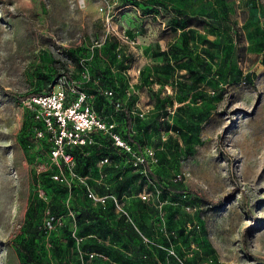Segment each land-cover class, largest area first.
<instances>
[{
    "label": "rangeland",
    "instance_id": "obj_1",
    "mask_svg": "<svg viewBox=\"0 0 264 264\" xmlns=\"http://www.w3.org/2000/svg\"><path fill=\"white\" fill-rule=\"evenodd\" d=\"M179 13L195 20L183 33ZM150 41L155 61L178 43L186 66H138ZM63 78L155 153L143 173L94 134L76 165L105 204L52 161L29 98L7 95ZM15 245L38 264H264V0H0V264H32Z\"/></svg>",
    "mask_w": 264,
    "mask_h": 264
},
{
    "label": "built area",
    "instance_id": "obj_2",
    "mask_svg": "<svg viewBox=\"0 0 264 264\" xmlns=\"http://www.w3.org/2000/svg\"><path fill=\"white\" fill-rule=\"evenodd\" d=\"M117 2L115 1L114 4L116 5ZM79 5H85V2H79ZM110 10L111 6L108 3L104 6L102 5L100 9L102 13L106 14L108 21L114 18ZM106 37L100 38L93 44L90 49L92 54L96 49L104 46ZM124 39L128 40L127 37ZM131 43L135 44L134 42ZM66 84L68 82L63 78L55 91L48 95L31 97L25 104L29 109L34 110L36 119L43 126L37 136L44 138L45 133L51 135L50 153L52 161L59 168L63 166L69 176L76 178L82 183L86 188L88 198L105 204L111 196H98L89 188L86 179L76 173L75 159L68 153V149L95 145L94 134L109 133L114 145L127 153L131 157L132 165L137 169H142L143 173H147L148 165L157 163L155 153L151 149H146L144 154H139L120 135L114 132L113 124H109L104 117L99 115L87 103L86 95L77 91V86L74 85V82L72 84L69 82L72 87V93L76 94L74 98L70 96L65 88ZM112 94V92L109 93V95ZM116 106L120 107L119 104H116ZM140 115L142 116V114ZM106 162H108L107 159L102 161V163ZM52 179L57 183H66L68 181L63 172L52 175ZM74 237L78 242L82 241L76 234H74ZM89 257L93 259L95 254H90Z\"/></svg>",
    "mask_w": 264,
    "mask_h": 264
},
{
    "label": "crops",
    "instance_id": "obj_3",
    "mask_svg": "<svg viewBox=\"0 0 264 264\" xmlns=\"http://www.w3.org/2000/svg\"><path fill=\"white\" fill-rule=\"evenodd\" d=\"M156 17V16H154ZM157 18V17H156ZM187 27L178 26L177 31L179 33H183L184 30H186ZM142 47L146 50L143 52V58L145 60V64H143V61L138 62V66H166L170 70L176 69V66H186L183 63L185 60H183V56L181 53L177 52L178 43L176 42H170L167 45V48L165 50H162L160 55L162 58L161 61H155L156 59V53H155V42L150 41L147 43L142 44ZM142 54V53H140ZM139 54V55H140ZM162 70V68H160ZM164 69V68H163Z\"/></svg>",
    "mask_w": 264,
    "mask_h": 264
},
{
    "label": "trees",
    "instance_id": "obj_4",
    "mask_svg": "<svg viewBox=\"0 0 264 264\" xmlns=\"http://www.w3.org/2000/svg\"><path fill=\"white\" fill-rule=\"evenodd\" d=\"M138 5V4H137ZM136 5V6H137ZM140 5V8H141V6H142V4H139ZM138 5V6H139ZM137 6V7H138ZM158 8V7H157ZM160 8V7H159ZM179 15H180V17H181V21L180 22H178V26H182V27H191V26H193V23H194V18H191L190 16H188V15H182L181 13H179ZM81 61V60H80ZM7 95H9V96H11V97H13L14 99H16V100H19L20 101V99H25V98H31V97H34V96H38V94H36V93H33V94H31V95H28V96H24V97H20V96H18L17 94H12V93H7ZM117 104H119L120 106H121V104L120 103H118L117 102ZM98 112V114L100 115V113H99V111H97ZM127 125H128V127L129 128H131V125H132V120L130 119V117H127ZM119 135V134H118ZM113 141V140H112ZM124 141H126V140H124ZM113 144H114V142H113ZM128 144L129 145H131L132 146V144H130L129 142H128ZM92 146H94V145H92ZM92 146H85V147H71V148H69L68 149V153L69 154H71L73 157H74V159H75V163H76V154L80 151V150H82V149H87V148H91ZM116 147V146H115ZM133 147V146H132ZM117 149H119V150H121L120 148H118V147H116ZM134 148V147H133ZM124 154H127V153H125L123 150H121ZM76 173L78 174V171H77V165H76ZM82 175V174H81ZM149 175L151 176V179L152 180H154V181H156V179H155V177L153 176V174H152V172H150L149 173ZM51 179H52V176H51ZM165 187V189L167 190V191H169V188H168V186H164ZM83 188H84V190H85V193H86V195H87V192H86V188L83 186ZM15 248L18 250V252L20 253V255L22 256V257H24L26 260H27V262H29V263H32V264H38V261H37V258L35 257V255H34V253L32 252V251H30L28 248H25V247H23V246H20V245H15ZM91 254H93V253H91Z\"/></svg>",
    "mask_w": 264,
    "mask_h": 264
}]
</instances>
